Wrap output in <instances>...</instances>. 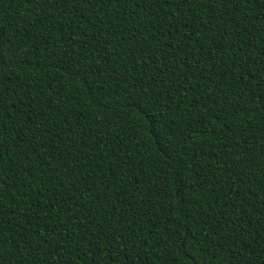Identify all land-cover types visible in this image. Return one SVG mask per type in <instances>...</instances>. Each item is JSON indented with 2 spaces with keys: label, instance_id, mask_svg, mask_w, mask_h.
<instances>
[{
  "label": "trees",
  "instance_id": "obj_1",
  "mask_svg": "<svg viewBox=\"0 0 264 264\" xmlns=\"http://www.w3.org/2000/svg\"><path fill=\"white\" fill-rule=\"evenodd\" d=\"M0 264H264V0H0Z\"/></svg>",
  "mask_w": 264,
  "mask_h": 264
}]
</instances>
